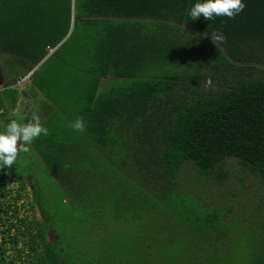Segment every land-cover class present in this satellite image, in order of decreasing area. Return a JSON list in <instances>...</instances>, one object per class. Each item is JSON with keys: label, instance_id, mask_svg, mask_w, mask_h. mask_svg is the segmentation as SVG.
<instances>
[{"label": "trees", "instance_id": "obj_1", "mask_svg": "<svg viewBox=\"0 0 264 264\" xmlns=\"http://www.w3.org/2000/svg\"><path fill=\"white\" fill-rule=\"evenodd\" d=\"M196 2L0 0V109L38 64L27 81L49 133L29 145L36 169L18 154L0 178V264H264V214L245 224L182 178L231 158L264 182V0L209 21L190 18ZM205 77L224 86L184 93Z\"/></svg>", "mask_w": 264, "mask_h": 264}, {"label": "rangeland", "instance_id": "obj_2", "mask_svg": "<svg viewBox=\"0 0 264 264\" xmlns=\"http://www.w3.org/2000/svg\"><path fill=\"white\" fill-rule=\"evenodd\" d=\"M1 61L2 60L0 58V86L8 76L7 68L2 65ZM246 73L253 78H256L260 75L258 69L251 70L250 72ZM24 74L17 73L14 77L15 80L18 76H22ZM224 76L228 80H232L233 78H235V76H233L230 71L224 72ZM15 85L18 84L15 83ZM223 86L224 84L220 83L218 81V78L212 80L205 77L204 80L201 79L198 80V82L194 83V91L192 93L188 91H185L184 93L187 96L191 97L190 95L194 94L196 90L217 91V89H220ZM22 87L23 88L20 87L19 90L23 91V96L20 97L19 94V96L17 97V101L19 100L20 104L23 105V113L25 114L26 109L30 108V106H34L35 104L36 107L39 106V102L32 100L28 96V92H30V95H32V97H35V92L29 91V84L27 81L22 84ZM17 111L21 112L19 110ZM18 112H12L11 114L8 113L7 117H20L21 114ZM23 120L24 118L21 117L20 121ZM126 138L130 142H132L134 139L131 133H129V135L126 134ZM19 155H21V158L19 157L17 165H19L21 170H34L38 167L36 160L30 154V152L26 153L22 151V154L20 152ZM28 162H30V165ZM188 164L189 163H186L183 168L182 178L183 180L185 179V182L187 180L194 182L200 196H206L209 201H212L219 206L226 207L231 204L232 211H230V214L232 216L241 214V212L246 211V213H248V215L251 214V216L249 218V222L246 221L245 224H248L250 226L256 224L259 220L262 219L264 214V182L256 177L254 173L247 168V166L240 164V162L235 159L227 158L217 167L212 169L209 174H207L198 172L195 168ZM214 170L221 172V178L218 177L220 179L216 180L217 177H214L216 174ZM25 177L29 179V177L32 176L26 175ZM37 183L39 182L37 181ZM28 187H31L29 181ZM52 228L48 230L47 237L50 240H55L57 238V235L54 230H52Z\"/></svg>", "mask_w": 264, "mask_h": 264}, {"label": "clouds", "instance_id": "obj_3", "mask_svg": "<svg viewBox=\"0 0 264 264\" xmlns=\"http://www.w3.org/2000/svg\"><path fill=\"white\" fill-rule=\"evenodd\" d=\"M244 8L243 0H198L190 8L189 16L192 20L200 18L201 15L208 21L217 16H226L232 19ZM210 39L216 45L218 42L223 43L226 37L222 33L212 32ZM85 123L82 117H76L70 123V127L74 131L84 132ZM41 134L47 136L49 133L48 129L41 124L38 115H33L32 119L26 122L10 120L4 130L0 131V168H11L18 154L21 151L28 152L29 145Z\"/></svg>", "mask_w": 264, "mask_h": 264}, {"label": "crops", "instance_id": "obj_4", "mask_svg": "<svg viewBox=\"0 0 264 264\" xmlns=\"http://www.w3.org/2000/svg\"><path fill=\"white\" fill-rule=\"evenodd\" d=\"M28 82V84H29V91H32L31 90V88H30V83H29V81H27ZM24 84V83H23ZM14 87H16L15 89H16V92L18 91V92H20V93H18L17 92V96H16V101H15V103H14V105L12 106V107H9V105L6 103V105L8 106V110H7V114L9 113V114H11L12 112L13 113H15V112H18L17 110H19V111H21L20 112V114H21V116L20 117H9L5 122H4V125L6 126V124L10 121V120H12V119H16L17 121H20V118L21 117H23L24 118V122H26V121H28V120H31L32 119V117H33V115H35V113H36V111H37V107H36V105H34V106H30V108H28V109H26L25 110V114L23 113V105L22 104H20V101L18 100L17 101V97L19 96V94H20V97L21 96H23V91H21V90H19L20 89V87L21 88H23L22 87V83H21V85L20 84H18V85H15L14 84ZM31 93L30 92H28V96L32 99V100H34V98L35 97H32V95H30ZM34 95H37V92H35V94ZM36 99H38V97H36ZM32 107H33V109L35 110L34 112H31V109H32ZM30 114H32V116H30Z\"/></svg>", "mask_w": 264, "mask_h": 264}, {"label": "flooded vegetation", "instance_id": "obj_5", "mask_svg": "<svg viewBox=\"0 0 264 264\" xmlns=\"http://www.w3.org/2000/svg\"><path fill=\"white\" fill-rule=\"evenodd\" d=\"M26 81L22 82V84L25 83ZM14 84L12 85L13 87H14ZM20 85H21V83H20ZM0 88H2V86H0ZM14 88H16V87H14ZM18 93H20V92H18ZM7 110H8V106L5 103V110L0 109V113H2L0 115V127H1V129H2V125L4 124V122L8 119ZM18 113H20V112H18ZM3 126H5V125H3ZM0 131H2V130H0ZM5 174H6V169L5 168H0V178L1 177L3 178V175H5ZM5 180H6L5 178L4 179H0V189H4L5 192H6L7 191V186H6V181ZM2 198H3V194L2 195L0 194V200H2ZM6 199H7V196L5 195L4 202L6 201ZM1 209L3 210L2 204L0 202V210Z\"/></svg>", "mask_w": 264, "mask_h": 264}, {"label": "built area", "instance_id": "obj_6", "mask_svg": "<svg viewBox=\"0 0 264 264\" xmlns=\"http://www.w3.org/2000/svg\"><path fill=\"white\" fill-rule=\"evenodd\" d=\"M45 49H46V55H45V57H46V56H48L49 54H51L53 52L54 47L46 46ZM29 74H30V72H27L26 74H24L22 76H18L16 78V80H15V83L16 84H20V83L26 81V79L28 78Z\"/></svg>", "mask_w": 264, "mask_h": 264}, {"label": "water", "instance_id": "obj_7", "mask_svg": "<svg viewBox=\"0 0 264 264\" xmlns=\"http://www.w3.org/2000/svg\"><path fill=\"white\" fill-rule=\"evenodd\" d=\"M37 67V65H35L31 70H29V72H32L33 69H35Z\"/></svg>", "mask_w": 264, "mask_h": 264}]
</instances>
